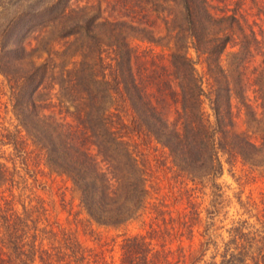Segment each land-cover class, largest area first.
I'll use <instances>...</instances> for the list:
<instances>
[{
	"label": "trees",
	"instance_id": "obj_1",
	"mask_svg": "<svg viewBox=\"0 0 264 264\" xmlns=\"http://www.w3.org/2000/svg\"><path fill=\"white\" fill-rule=\"evenodd\" d=\"M25 1L0 25L1 34L20 28L13 46L4 47L1 72L12 89L21 126L36 145L34 162L44 159L48 168L70 178L88 220L125 225L149 203L151 169L137 142L150 137L167 148L174 166L194 185L190 190L198 185L210 189L206 217L212 219L224 200L216 182L222 157L227 162L264 158V134L258 145L236 131L232 112L240 104L257 122L253 104L260 113L264 110V29H255L256 18L250 20L244 6L254 3L261 15L264 0ZM162 11H167L161 19L163 33L156 23ZM31 30L45 33L32 48L47 53L38 65L17 43ZM135 39L147 45L133 44ZM163 39L172 45L164 60L151 46ZM227 46L236 49L225 66L221 55ZM192 52L205 63L209 97ZM41 90L51 94L47 103L36 98ZM204 98L211 114L204 110ZM5 138L28 168L30 151L23 136ZM16 175L24 185L15 194ZM30 188L0 156V264H97L73 232L50 219L34 191L25 203L23 192ZM151 213L155 227L148 235L124 237L117 264H172V247L152 242L163 239L162 234L186 235L193 244V228L202 220L194 202L178 216L163 204ZM261 216L260 229H246L247 222L228 229V239L221 238L219 264H264V212ZM204 229L201 255L216 245L208 225ZM182 245L177 249L184 250ZM178 261L185 264L184 259L174 264Z\"/></svg>",
	"mask_w": 264,
	"mask_h": 264
},
{
	"label": "rangeland",
	"instance_id": "obj_2",
	"mask_svg": "<svg viewBox=\"0 0 264 264\" xmlns=\"http://www.w3.org/2000/svg\"><path fill=\"white\" fill-rule=\"evenodd\" d=\"M1 1L4 3H1ZM21 3L24 5L26 1L0 0V25L7 21L6 18L8 19L15 13L14 10L17 9L18 4H20V9H22ZM244 6L251 14L250 20L256 18L257 25L254 26L255 29L258 27L264 29V14L256 15L257 6L252 2L250 3V1H246ZM260 11H264V6L258 12ZM166 14L167 11H162L158 14L159 18L156 19V23L160 25L161 29L163 27L161 19ZM19 31L20 28L17 27L13 32L11 30L10 34L0 33V156L10 169L15 167L18 175L26 180L28 188L31 187V191L26 189L23 192L22 199L25 203H28L30 198H34V194H30L34 191L43 200L48 209L50 219L56 221L60 227L73 232L81 246L89 250L91 258L95 259L97 264H117L120 256V244L124 237L138 233L148 235L147 231L155 227V222L152 220L153 214L151 213V208L159 204L166 205L167 210L172 215L178 216L189 210V201H191L194 202L195 207L200 211L202 218L201 222L195 224L193 228L192 245H189L190 241L186 239V235L181 238L177 233L162 234L164 235L163 239H154L152 241L156 244V247H159L160 242H164L166 246L172 247V250H174L170 254L172 264L177 260L183 259L185 260V264H219L221 261L220 254L224 248L221 238L224 241L228 239V229L237 224L244 225L245 222L249 223L244 225L246 229L250 225L253 227L249 229L261 228V215L264 212V158L261 155L253 156L250 159L236 157L230 162L225 161V157H222L223 169L219 177L216 178V182L222 187L224 200L215 215H211V219L210 217H206V210H210L211 208L212 195L210 189H200V185H198L194 191L190 190L194 185L185 174H182L174 166L167 148L150 137H143L137 142L138 149L144 151L151 169L147 181L149 186V203L146 209L143 210L140 216L125 225H99L88 220L80 204L79 191L70 178L65 174L48 168L44 164V159L40 160L39 163L34 162L33 158L37 153L36 145L32 144L29 137L25 134L17 111L14 110L12 89L1 72L2 69H5L1 58L4 54V47L13 46L11 42L16 39L15 35ZM163 32L164 30L162 29ZM43 33L31 30L24 38L23 35L17 38V43L23 45L26 51L30 52L32 55L30 59L35 65L45 61L47 57L46 52L40 51L39 53H34L32 51V48L39 44L41 37L45 36V33ZM6 44L10 46L6 47ZM50 44L49 46L56 47L55 44ZM133 44L147 45L146 42L142 43L136 39L133 40ZM56 45H61V43L59 44L58 42L57 44L56 42ZM151 46L154 48V51L163 55V60L172 48L167 39L161 40L157 46L154 44H151ZM235 49L236 47H226L221 55V63L223 65H228V61H230ZM192 55L196 61V67L203 77L205 93L209 97L207 86L208 75L206 74L205 63L202 61L203 58L195 57L193 52ZM53 59L58 62L54 57ZM248 94L251 97L253 95L250 91ZM50 96L51 94L41 90L36 98L43 103H47L46 100L48 101V97ZM61 100L64 106L71 110V106L67 100L65 98H61ZM234 104L235 100L233 106ZM236 106L237 108H232L233 114L236 115V131H243L252 141L259 145L261 141L260 136L264 134V110L260 113L261 109L255 107V104H253L252 109L255 112L253 117L257 120V122H253L247 115V110L244 107L240 104ZM203 107L208 114L212 113L208 98H204ZM16 136H23L26 144L25 150L27 152L30 151L26 155L30 160L28 168L23 163V155L16 156L12 146L6 143L5 137L15 138ZM35 161H38L37 157H35ZM16 179L19 181V184L18 188L13 186L15 194L21 191L24 185L20 183L21 180L17 175ZM34 179L36 180L34 181ZM34 202L35 200L32 201V204ZM211 223L212 225H210ZM206 225H208L207 233L211 235V238L218 247L210 245L208 250L201 255L200 242L204 240L202 233ZM159 228L163 229L162 226ZM181 241L184 250L177 249ZM178 264H181V261H178Z\"/></svg>",
	"mask_w": 264,
	"mask_h": 264
}]
</instances>
